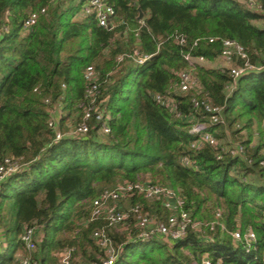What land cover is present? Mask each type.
<instances>
[{"label":"trees","instance_id":"trees-1","mask_svg":"<svg viewBox=\"0 0 264 264\" xmlns=\"http://www.w3.org/2000/svg\"><path fill=\"white\" fill-rule=\"evenodd\" d=\"M106 1L115 10L110 29L80 14L84 0H0V165L5 159L19 165L0 184L2 245L12 242L21 251V233L37 226V249L28 252L35 264H58L57 252L72 248L71 263L76 254L92 263L105 257L92 237L102 228L113 245L123 244L115 264H202L204 253L212 262L243 264L248 257L231 234L252 231L255 264H264V0H258L261 10L236 0ZM41 8L33 27L24 29L28 15ZM225 39L238 42L249 64L263 69L234 81L229 67L207 65L219 59ZM134 51L151 57L137 64L129 57ZM185 53L204 62L190 64ZM87 66L99 74L94 107L109 113L110 131L101 134L91 119L85 135L55 140L49 110H59L55 130L61 133L80 122L88 105ZM185 70L199 83L181 92L178 75ZM155 95L172 104L156 102ZM194 99L218 107L221 122L212 125ZM196 122L206 124L216 145L190 134ZM238 146L242 152L232 153ZM118 181L173 189L191 218L221 222L226 232L215 223L207 231L211 243L193 232L179 241L133 242V217L116 232L90 217L87 202ZM130 204L160 222L170 215L142 196ZM13 253L0 264H20Z\"/></svg>","mask_w":264,"mask_h":264},{"label":"built area","instance_id":"built-area-1","mask_svg":"<svg viewBox=\"0 0 264 264\" xmlns=\"http://www.w3.org/2000/svg\"><path fill=\"white\" fill-rule=\"evenodd\" d=\"M55 2L56 0H52ZM243 3L246 7L252 10H261V3L258 0H236ZM45 12V8H41L39 11L31 12L25 19L23 27L24 29H30L36 23L38 17ZM81 15H90L95 18L98 25L104 28L110 29L112 27L113 20L115 18V10L112 5H110L106 0H84L81 9ZM141 20V19H140ZM142 22V21H141ZM182 42L183 39H180ZM213 39H209L212 42ZM137 51H134L133 55H129L133 61L137 64L146 63L151 56L137 57ZM183 59L192 63H202L204 58L202 56L192 57L189 53L182 55ZM122 56L118 57L121 60ZM219 58L222 59H241L243 64L233 67H229L230 74L234 81L236 79L244 76L249 72L259 71L263 69L262 67H253L248 62L247 55L243 47L236 41L225 39L222 40V49L219 54ZM98 72L92 67L87 66L83 72V79L86 82V87L84 90V97L88 100V105L83 107V115L81 116L80 122L76 124L75 127L68 129L65 133H61L55 128L58 126L59 120V110L53 109L49 110L52 115L47 125L50 129H54L55 132L54 139L59 140L66 136H77L85 135L89 131V120L93 119L97 125L98 132L101 134H107L110 131L109 128V113L104 109L99 107H94V102L96 95L99 92L98 83ZM178 88L181 92H185L191 88H196L198 86V79L193 74L191 70L181 71L178 75ZM156 102L166 103L171 105L172 101L168 98H164L160 95L154 96ZM44 103L49 104V100L45 99ZM82 106V104L80 105ZM193 107H201L208 115L209 121L212 125L221 122L220 109L218 107L212 106L205 100H193ZM174 108V106H173ZM190 134L196 136L198 143L202 141L214 146L217 144L216 139L207 130L206 124L202 122H196L192 124ZM242 147L238 146L233 150L232 153H241ZM19 170V165L17 163H11L9 159H5L4 164L0 165V184L5 179L6 176L13 174ZM142 196L147 201H159L162 208L167 210L170 215L166 222H160L153 215L152 211L148 212L140 204L131 205L129 207H124L123 203L129 202L132 198ZM184 201L179 196V194L170 188L165 186L152 184L150 182H124L118 184L112 188H105L98 192V194L90 201L91 206V219H103L106 221L110 228L117 229V226L128 221L132 218L135 220V225L137 227V234L133 239L135 241H150V240H160V241H179L184 239L187 233L193 232L199 242L211 243L212 238L210 235L205 237L201 236L199 232L203 229L211 231L216 225L219 226L221 232H226V228L221 222H209L206 220H198L195 217L191 218L189 214L183 210L182 205ZM215 217H220V212L215 213ZM37 232V226H31L21 233L20 240L24 244L27 250L35 249V237ZM232 240L235 244H240L242 247V255L248 257L243 264H255V241L256 236L252 231H246L241 233L240 231H235L231 234ZM92 237L97 241L98 245L105 251L104 258H99L97 262H92L90 264H115L120 254V249L123 244L118 246L113 245V240L110 238L105 229H96L92 233ZM0 239V249L2 248V243ZM190 243L189 245H193ZM73 248L65 250L61 253L60 264H72ZM223 264V258L217 257L214 262L208 258V253H204L202 256V264ZM20 264H35V261L30 259H21ZM192 264H197L192 262Z\"/></svg>","mask_w":264,"mask_h":264},{"label":"rangeland","instance_id":"rangeland-1","mask_svg":"<svg viewBox=\"0 0 264 264\" xmlns=\"http://www.w3.org/2000/svg\"><path fill=\"white\" fill-rule=\"evenodd\" d=\"M75 2H78V0H75ZM207 65H211V66H214V67H233V66H235V64H234V60H232V59H222V58H219L216 62H214V63H207ZM243 133V132H242ZM225 141V140H224ZM264 164V163H263ZM121 182L120 181H118L117 183H115V184H113V185H110V186H115L116 184L118 185V184H120ZM105 188H111V187H100L99 188V191L100 190H102V189H105ZM87 204H88V206H90V203L89 202H87ZM129 204H130V201L129 202H126V203H123V206L124 207H129ZM196 219H197V217H195ZM117 227H119V226H117ZM110 231H114V232H116V231H118V229H114V228H112V229H110ZM207 231L208 230H201V232H199V234L201 235V236H203V237H205V236H207L208 234H207ZM41 237V233L39 234V232L37 233V235H36V237H35V251H36V249H37V245H38V243H37V241H39V238ZM14 250H15V245H14V243H12V242H10V243H8L7 245H6V249L4 250V253H5V258L6 257H8L9 255H11L13 252H14ZM34 250H27V249H22L20 252H19V258H20V260L21 259H28V257H29V255H28V252L29 251H34ZM35 251L34 252H30L31 253V255L32 254H34L35 253ZM61 253L62 252H57V262H58V264H60V261H61ZM30 255V256H31ZM105 255H107V253L105 254ZM0 259H1V257H0ZM72 264H90V263H86V262H83L82 263V257L81 256H78V254H76V256L74 257V259H73V263Z\"/></svg>","mask_w":264,"mask_h":264},{"label":"crops","instance_id":"crops-1","mask_svg":"<svg viewBox=\"0 0 264 264\" xmlns=\"http://www.w3.org/2000/svg\"><path fill=\"white\" fill-rule=\"evenodd\" d=\"M5 249H6V246H5V245L2 246V248L0 249V257H1V259L5 258V257H4V256H5L4 250H5ZM19 252H20L19 249H18V250H15L14 253H13V256H14L15 258L20 259V258H19ZM32 261H34V260H32Z\"/></svg>","mask_w":264,"mask_h":264},{"label":"water","instance_id":"water-1","mask_svg":"<svg viewBox=\"0 0 264 264\" xmlns=\"http://www.w3.org/2000/svg\"><path fill=\"white\" fill-rule=\"evenodd\" d=\"M138 12H139V14H138L137 20H140V19L142 18L143 14H142V12L140 11V9H138Z\"/></svg>","mask_w":264,"mask_h":264}]
</instances>
